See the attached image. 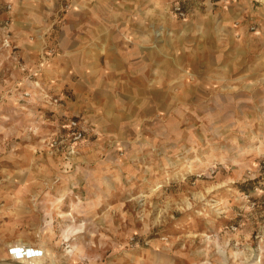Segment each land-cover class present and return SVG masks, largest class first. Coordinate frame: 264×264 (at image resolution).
I'll return each mask as SVG.
<instances>
[{
    "label": "rangeland",
    "instance_id": "obj_1",
    "mask_svg": "<svg viewBox=\"0 0 264 264\" xmlns=\"http://www.w3.org/2000/svg\"><path fill=\"white\" fill-rule=\"evenodd\" d=\"M37 3L34 65L10 55L33 86L0 99L1 126L29 118L25 137L0 126V183L23 192L19 215L0 213L7 240L31 236L43 264H264V0ZM53 63L72 72L58 89ZM71 119L84 135L67 168L45 135L72 143Z\"/></svg>",
    "mask_w": 264,
    "mask_h": 264
},
{
    "label": "crops",
    "instance_id": "obj_2",
    "mask_svg": "<svg viewBox=\"0 0 264 264\" xmlns=\"http://www.w3.org/2000/svg\"><path fill=\"white\" fill-rule=\"evenodd\" d=\"M3 1V0H2ZM6 1V0H4ZM15 1L16 5V10L17 14H15L11 18V23L9 29L7 31H4L1 29L0 26V99L2 98H8L4 99V102L7 101H12L17 100L15 97H12V91H18L20 88L24 87H32L33 84L30 81H26V73L21 69L18 63H15L12 59V51L13 48L11 47L12 44L13 46L16 47V54H20L22 57H27L29 60L31 57H33L32 53L34 52L37 54V43L35 44L34 42L32 43L29 41L30 35L33 33V31L38 30L43 23V15L41 14V11L38 10V3L37 0H13ZM23 4L26 6V8H23ZM27 4L29 5L27 7ZM31 5L36 7L35 9H28L31 8ZM5 39H8L11 45L8 47H4L3 41ZM18 48L20 50H18ZM35 58L33 57L30 59L29 62H27L28 66L34 65ZM93 63V62H90ZM97 64V58H95L94 65ZM45 71L47 72V78L49 82H45L46 85H50L53 89L54 87L58 89V86H62L66 82H68V79L72 72L63 67L58 65L57 63H53L52 65L50 64L45 68ZM38 75V73H37ZM44 84V83H43ZM78 87V86H77ZM83 87V86H82ZM80 88H77V90ZM80 96V94H79ZM10 98V99H9ZM7 116V114H6ZM8 117V116H7ZM27 119L20 118V122L18 124H15L14 118L11 119V122H8L7 124H10L11 126H1V129L4 130L3 133L6 136H10L11 134H15L17 131V134L19 136H26V133L29 132L28 127L26 126L29 122ZM8 120V119H7ZM66 128V127H65ZM68 128V127H67ZM62 130L59 128L58 125H52V127L49 129L47 136V141H52L50 148L52 149H60V144L63 146V144H71L70 139L68 138L65 139L63 136L68 135L69 130L65 129L63 133H61ZM59 136V137H58ZM61 136V137H60ZM56 142V144H55ZM60 142V143H59ZM79 144L77 147H79ZM4 146H0V151H4ZM49 147V144L47 145ZM49 149V148H48ZM28 150V149H26ZM64 150V149H63ZM60 151V150H59ZM81 151V150H80ZM59 153V152H58ZM57 154H52L51 152L49 153V161L51 163H54V159H57ZM75 154L69 155L67 160H63L64 165L67 166V168H70L71 166L74 165L75 161ZM24 163H27L28 160H23ZM28 177V176H27ZM5 179H2V182L0 183V195H3L5 192V197H0V201L2 199H6L8 204L6 203L4 208H0V213H13V214H20L21 212V207L18 206V203L21 200V196L23 195V192L19 190H14V191H8L6 192V187L4 182ZM26 178L24 179V181ZM17 199V200H16ZM5 201V200H4ZM16 201V202H15ZM14 207V208H13ZM3 210V211H2ZM4 215H0V219ZM1 222V221H0ZM7 223H0V258L3 255H7V249L6 245H4V242L2 238H4L5 241H9L6 238V231H9V225H6ZM19 247H14L11 248L10 251H13L14 249H17ZM12 254V253H11ZM10 257V256H9ZM1 261V260H0ZM1 264V263H0Z\"/></svg>",
    "mask_w": 264,
    "mask_h": 264
},
{
    "label": "bare ground",
    "instance_id": "obj_3",
    "mask_svg": "<svg viewBox=\"0 0 264 264\" xmlns=\"http://www.w3.org/2000/svg\"><path fill=\"white\" fill-rule=\"evenodd\" d=\"M84 7V6H83ZM90 8V7H89ZM88 8V9H89ZM85 12V11H84ZM83 12V13H84ZM82 13V12H81ZM80 19V18H79ZM81 21V20H80ZM83 23H85V22H83ZM103 24V23H102ZM153 24V23H152ZM180 24V23H179ZM99 27V26H98ZM105 28V27H104ZM100 29V28H99ZM184 29V28H183ZM103 30V29H102ZM155 30V29H154ZM101 31V30H100ZM113 33V32H112ZM163 33V31L162 32H159L158 33V35H160V34H162ZM168 34V33H167ZM111 35V34H110ZM172 35V34H171ZM162 36V35H161ZM160 36V37H161ZM154 37V36H153ZM167 37V36H166ZM151 39V38H150ZM156 39V38H155ZM130 40V39H129ZM160 40V39H159ZM167 40V39H166ZM105 41V40H104ZM107 41H109V40H107ZM139 42V41H138ZM130 43V42H129ZM168 44V43H167ZM107 45V44H106ZM141 45H142V43H141ZM104 46V45H103ZM144 46V45H143ZM99 47V46H98ZM133 48V47H132ZM137 48V47H136ZM156 48V47H155ZM160 48V47H159ZM166 48V47H165ZM176 48V47H175ZM103 49H104V47H103ZM124 49V48H123ZM148 49V48H147ZM157 49V48H156ZM161 49V48H160ZM98 50V49H97ZM129 50V49H128ZM151 50V49H150ZM132 51V50H131ZM134 51V50H133ZM164 51V50H163ZM109 52V51H108ZM153 52V51H152ZM151 52V53H152ZM155 52V51H154ZM103 53V52H102ZM157 53V52H156ZM161 54V53H160ZM89 56V55H88ZM109 56V55H108ZM157 56V55H156ZM176 56V55H175ZM99 57V56H98ZM169 57V56H168ZM108 58V57H107ZM155 59V58H154ZM163 60V59H162ZM134 61V60H133ZM161 61V60H160ZM159 61V62H160ZM106 62V61H105ZM113 62V61H112ZM158 62V61H157ZM168 62H170V61H168ZM88 63V62H87ZM136 63V62H135ZM161 63V62H160ZM74 64V63H73ZM90 65H93V64H90ZM108 65V64H107ZM135 65H137V64H135ZM139 65V64H138ZM140 66V65H139ZM94 67V66H93ZM107 67V66H106ZM147 67V66H146ZM233 67V66H232ZM165 68V67H164ZM85 69V68H84ZM98 69V68H97ZM227 69V68H226ZM255 69H257V68H255ZM91 70V69H90ZM115 70H116V68H115ZM150 71V70H149ZM88 74H90V73H88ZM139 74V73H138ZM230 74V73H229ZM235 74V73H234ZM150 75V74H149ZM161 75V74H160ZM159 75V76H160ZM105 76V75H104ZM116 76H118V74L116 75ZM136 76V75H135ZM153 76V75H152ZM184 76V75H183ZM90 78V77H89ZM150 78V77H149ZM186 78V77H185ZM226 78V77H225ZM260 78V77H259ZM78 79V78H77ZM102 79V78H101ZM157 79V78H156ZM155 79V80H156ZM238 79V78H237ZM244 79V78H243ZM246 79V78H245ZM100 80V79H99ZM226 80V79H225ZM230 80V79H229ZM102 81V80H101ZM125 81V80H124ZM145 81V80H144ZM219 81V80H218ZM154 82V81H153ZM190 82V81H189ZM101 83V82H100ZM176 83V82H175ZM181 83V82H180ZM210 83V82H209ZM208 83V84H209ZM94 84V83H93ZM123 84V83H122ZM184 84V83H183ZM251 84V83H250ZM249 84V85H250ZM182 85V84H181ZM213 85V84H212ZM217 85V84H216ZM228 85V84H227ZM98 86V85H97ZM123 86V85H122ZM150 86V85H149ZM209 86H210V84H209ZM94 87V86H93ZM145 87V86H144ZM164 87V86H163ZM229 87V86H228ZM160 88V87H159ZM185 88V87H184ZM132 89V88H131ZM130 89V90H131ZM145 89V88H144ZM228 89V88H227ZM114 90V89H113ZM138 90V89H137ZM217 91V90H216ZM105 94H106V92H104ZM229 93V92H228ZM120 94H121V92H120ZM171 94V93H170ZM182 94V93H181ZM94 96V95H93ZM100 96V95H99ZM106 96V95H105ZM145 97H147V96H145ZM171 99V98H170ZM146 100V99H145ZM186 100V99H185ZM96 103V102H95ZM160 105H161V103H160ZM123 108V107H122ZM140 110V109H139ZM131 111V110H130ZM93 112V111H92ZM118 113V112H117ZM119 114V113H118ZM144 114V113H143ZM96 115V114H95ZM172 115V114H171ZM93 116V115H92ZM152 116V115H151ZM130 118V117H129ZM63 194V193H62ZM1 197V196H0ZM58 197V196H57ZM59 199V198H58ZM17 200V199H16ZM16 202V201H15ZM60 205V204H59ZM3 211V210H2ZM22 212H23V210H22ZM11 213V212H10ZM64 213L65 212H63V215H64ZM14 214H12V216H13ZM15 217V216H14ZM53 217V216H52ZM78 226V225H77ZM71 227V226H70ZM73 229V228H72ZM71 229V230H72ZM83 229V228H82ZM19 230V229H18ZM76 230L77 231H82L81 230V227H80V225H79V227L78 228H76ZM69 231V230H68ZM74 231V230H73ZM71 232V231H70ZM70 234L71 233H67V232H65V238H67V239H69V237H70ZM73 236V235H72ZM71 236V237H72ZM31 237V236H30ZM30 237L29 236H27V238H24V237H19L18 239H16V240H13V241H4V245H6V247H8V249H9V252H10V254L12 253V255H14V260H12V261H6L7 262V264H43L44 263V250L43 249H41V248H37V247H35L34 245V243L30 240ZM33 240V239H32ZM14 247H19V248H30V249H34V251H36L37 253L36 254H34V255H27L26 253L25 254H20V253H16L15 251H10V249L11 248H14ZM223 263H225V262H223ZM201 264H209V261H205V262H203V263H201Z\"/></svg>",
    "mask_w": 264,
    "mask_h": 264
},
{
    "label": "built area",
    "instance_id": "obj_4",
    "mask_svg": "<svg viewBox=\"0 0 264 264\" xmlns=\"http://www.w3.org/2000/svg\"><path fill=\"white\" fill-rule=\"evenodd\" d=\"M176 11L182 16H185L186 14L184 9L180 5L176 6ZM68 128L71 131L70 135L73 142L69 145L67 144L66 147H68L69 154L72 155V154H76L78 151L76 144H78V142L81 141V139L83 138L84 130L83 128H81L79 121L77 119H71L70 122L68 123Z\"/></svg>",
    "mask_w": 264,
    "mask_h": 264
},
{
    "label": "water",
    "instance_id": "obj_5",
    "mask_svg": "<svg viewBox=\"0 0 264 264\" xmlns=\"http://www.w3.org/2000/svg\"><path fill=\"white\" fill-rule=\"evenodd\" d=\"M13 251H15L16 253H20L21 255L22 254H27V255H34L36 254L37 252L34 251V249H30V248H17V249H14Z\"/></svg>",
    "mask_w": 264,
    "mask_h": 264
}]
</instances>
